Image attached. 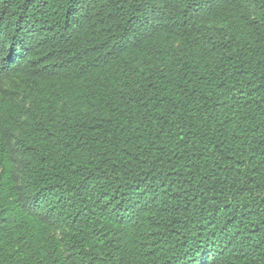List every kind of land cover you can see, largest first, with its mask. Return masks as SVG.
I'll return each instance as SVG.
<instances>
[{"label": "trees", "instance_id": "obj_1", "mask_svg": "<svg viewBox=\"0 0 264 264\" xmlns=\"http://www.w3.org/2000/svg\"><path fill=\"white\" fill-rule=\"evenodd\" d=\"M0 264H264V0H0Z\"/></svg>", "mask_w": 264, "mask_h": 264}, {"label": "snow or ice", "instance_id": "obj_2", "mask_svg": "<svg viewBox=\"0 0 264 264\" xmlns=\"http://www.w3.org/2000/svg\"><path fill=\"white\" fill-rule=\"evenodd\" d=\"M22 53L23 47L13 54L7 50L3 40H0V78H3L9 72L12 64L15 62V58L22 55Z\"/></svg>", "mask_w": 264, "mask_h": 264}]
</instances>
